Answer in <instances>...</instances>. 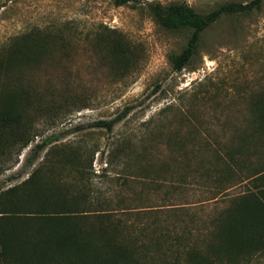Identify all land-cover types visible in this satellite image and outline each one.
<instances>
[{
  "label": "rangeland",
  "instance_id": "rangeland-1",
  "mask_svg": "<svg viewBox=\"0 0 264 264\" xmlns=\"http://www.w3.org/2000/svg\"><path fill=\"white\" fill-rule=\"evenodd\" d=\"M226 1L0 0V46L20 44L0 70V89L21 80L41 95L26 111L38 135L10 156L0 191L38 169L65 194L94 203L84 209L148 224L142 239L152 221L183 235L186 248L207 239L231 197L264 183L241 182L264 167V1L202 31L181 70L171 56L192 30L162 25L150 4L184 2L206 13ZM115 39L127 52L113 53ZM103 120L111 129L96 124ZM246 264H264V251Z\"/></svg>",
  "mask_w": 264,
  "mask_h": 264
},
{
  "label": "trees",
  "instance_id": "trees-1",
  "mask_svg": "<svg viewBox=\"0 0 264 264\" xmlns=\"http://www.w3.org/2000/svg\"><path fill=\"white\" fill-rule=\"evenodd\" d=\"M128 1L117 0L119 4ZM263 1H226L206 13L184 2L150 6L162 25L192 30L186 47L171 56L173 68L181 70L194 55L202 31L225 15L260 9ZM19 45L14 40L0 46V70L8 62L11 48ZM110 48L115 55L128 50L118 39L111 41ZM18 56L27 62L29 55ZM36 91L21 80L12 89H0V173L11 167L10 156H18L38 135L34 119L26 114L28 106L41 96ZM112 123L103 120L96 124L111 129ZM53 140L51 135L36 142L32 152ZM63 157L71 161L67 153ZM38 171L0 191V264H246L264 251V183L255 185L256 192L249 188L231 197L212 217L208 238L186 248L180 240L183 235L172 233L168 224L152 221L157 227L148 240L142 239L148 224L117 217L115 210L84 209L94 203L85 196L65 194L63 185L51 184ZM246 179L253 183L264 180V167L241 182Z\"/></svg>",
  "mask_w": 264,
  "mask_h": 264
}]
</instances>
